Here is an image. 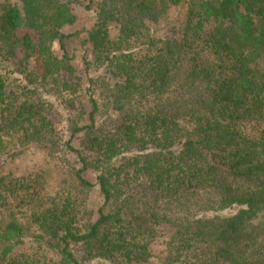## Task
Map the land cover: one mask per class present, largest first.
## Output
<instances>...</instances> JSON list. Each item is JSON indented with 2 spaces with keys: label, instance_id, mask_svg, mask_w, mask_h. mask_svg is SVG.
Returning a JSON list of instances; mask_svg holds the SVG:
<instances>
[{
  "label": "trees",
  "instance_id": "16d2710c",
  "mask_svg": "<svg viewBox=\"0 0 264 264\" xmlns=\"http://www.w3.org/2000/svg\"><path fill=\"white\" fill-rule=\"evenodd\" d=\"M0 264H264V0H0Z\"/></svg>",
  "mask_w": 264,
  "mask_h": 264
},
{
  "label": "rangeland",
  "instance_id": "374dc122",
  "mask_svg": "<svg viewBox=\"0 0 264 264\" xmlns=\"http://www.w3.org/2000/svg\"><path fill=\"white\" fill-rule=\"evenodd\" d=\"M75 11H76V14H77V17H78L77 21L71 27H68V28L65 29L67 32L73 31L75 29L80 28L83 24L87 23V21L89 20V18L87 19V12H84L81 7H76ZM75 56H76V59H74V60H75L76 64L78 66H81L80 59H79L80 58V53L75 54ZM60 113H61V111H60ZM62 124L63 123L60 122V126H62ZM74 144H75V146H78V143H77L76 140H75ZM85 175L90 181H94V174L91 171L88 170L85 173ZM100 201H101V199L98 197V194L96 193V191L93 192L91 194L92 205L95 206V205L99 204Z\"/></svg>",
  "mask_w": 264,
  "mask_h": 264
}]
</instances>
